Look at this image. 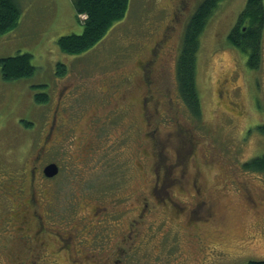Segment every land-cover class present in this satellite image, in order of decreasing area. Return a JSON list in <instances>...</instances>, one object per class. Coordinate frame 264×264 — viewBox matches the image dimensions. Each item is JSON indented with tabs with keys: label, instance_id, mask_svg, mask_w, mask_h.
I'll use <instances>...</instances> for the list:
<instances>
[{
	"label": "rangeland",
	"instance_id": "obj_1",
	"mask_svg": "<svg viewBox=\"0 0 264 264\" xmlns=\"http://www.w3.org/2000/svg\"><path fill=\"white\" fill-rule=\"evenodd\" d=\"M19 1L23 13L18 22L0 34V58L30 52L35 71L5 79L0 65V181L29 165L58 96L67 94L64 103L70 105L71 115H81L78 134L83 135L85 120L96 115L104 117L100 132L106 136V144L84 161L69 155V138L45 152L61 164L54 181L59 193L55 204L72 224L84 225L81 214L91 206H115L124 211L127 229L144 200L150 209L157 195H170L184 205V211L172 216L164 206L156 204L154 211L145 208L147 215L136 224L140 234L130 250L129 264L263 260L264 169L245 163L264 153V133L258 128L264 123V26L261 60L255 67L249 65L247 52L228 36L244 23L240 19L247 0H219L199 35L200 116L190 111L177 92L173 70L187 22L202 0H130L96 42L75 53L65 51L58 42L62 35L83 30L87 14L78 17L73 0ZM152 48L157 67L150 89L161 104L158 117L147 126L140 102L145 85L138 66ZM111 78L115 111L102 101L103 87ZM38 92H47L49 100L37 102ZM170 97L172 106L167 108ZM75 151L79 154L82 146ZM183 170L182 181L175 180ZM156 171L160 176L164 171L169 174L152 196ZM196 180L207 201L200 205H195L193 197ZM6 194L0 195V264H14L11 256L21 249L10 225L8 229L3 223L6 210L15 202ZM193 207V216L199 217L195 221L187 213ZM47 208L43 203L41 213ZM105 227L95 231L99 240L91 245L93 251L105 242L111 248L117 239L110 237L111 226ZM56 244L48 241L56 261L72 263Z\"/></svg>",
	"mask_w": 264,
	"mask_h": 264
},
{
	"label": "flooded vegetation",
	"instance_id": "obj_2",
	"mask_svg": "<svg viewBox=\"0 0 264 264\" xmlns=\"http://www.w3.org/2000/svg\"><path fill=\"white\" fill-rule=\"evenodd\" d=\"M152 52L153 54H151ZM139 61L138 67L142 75V83L145 85V94L143 93L144 95L140 100L142 105L141 113L148 122L147 126H149L152 124V120L158 117L159 104H161V100L156 99L150 89V82L156 77L154 68L157 67L153 48L150 56ZM111 80L112 78L103 87L105 96L102 101L109 103L111 110L115 111ZM66 95L58 96L52 118L48 120L49 125L44 129L45 131L43 130L44 132L41 133V137L44 135L42 141L35 144L36 149L29 161V165L20 167L15 172H9L10 176L1 178L2 181H0V195L7 193V196L10 195L15 200L14 204L6 210V221L3 222L8 229L10 225L11 230H13L11 231L13 239H16L20 245L19 249H21L19 254L15 252L16 254L11 256L12 262L14 264H54L55 262L60 264L56 261L55 255L49 250L48 246V241H58L59 244H56V249L67 253L68 258L72 262L70 264H75V262L79 261H82V264H129L130 250L134 246V240L137 241L136 235L140 234V227L136 226V224H141L144 216L147 215L145 214L146 209H149L150 206L146 200L141 203L142 205L139 212L135 214L136 216L128 221L127 229L124 211L118 210L115 206H111V209L108 206H91L87 213L81 214L80 219L85 220L84 225L80 222L72 224L69 221L70 219L64 216V212H61L56 207L55 203L57 201L55 202V198L58 197L59 193L56 192L54 181L61 171V164L56 159L53 160L46 157L45 152L49 148L51 149L52 146L57 148L64 139L69 138V155L75 158L76 161H84V159L92 156L96 150L101 149L106 144V136L100 132L104 117L90 116L88 120H85L84 125L81 124L83 129L81 133L83 135L78 134L77 130L79 129L81 115H71L70 105L64 103ZM171 102L172 98L170 97L167 108L172 106ZM107 115L109 116L108 113ZM113 117L115 118L114 115ZM89 128L91 129L90 131L88 130ZM146 135L148 134L146 133ZM112 139L115 140V138ZM81 146L82 151L79 154H75V148ZM52 162L58 164L59 171L54 176H48L45 173V168ZM184 172L185 170L176 174L174 176L175 180L182 181ZM168 174L164 171L160 176L158 171L155 172L153 177L154 184L150 189V195L152 194L153 196V194L157 193L158 189L156 188H159L162 177H166ZM164 180L166 179H162V181ZM171 180L173 179L171 178ZM175 183L180 186L178 181ZM194 184L196 190L193 194L196 199L195 205L206 203L207 201L203 198V190L198 185V181H194ZM156 198L158 199L154 200L153 203L155 204L151 205L150 211L157 210V205L160 207L164 206L166 208L165 212L170 213L172 216L174 213L181 214L184 211V205L172 199L170 195L160 198L157 195ZM43 203L48 204V208L43 212L44 216L40 211ZM189 209L188 212L186 211L189 214V219L191 221L198 219V216H193L194 207ZM108 225L112 229L110 237H117L113 246L110 248L105 242L100 246L99 251H93L91 245H93L94 240H99L95 231L105 230V226L108 227ZM64 229L67 231H61ZM89 233H92L90 238L86 236ZM102 234L98 235L102 236ZM88 248L90 251L86 253L85 251Z\"/></svg>",
	"mask_w": 264,
	"mask_h": 264
},
{
	"label": "trees",
	"instance_id": "obj_3",
	"mask_svg": "<svg viewBox=\"0 0 264 264\" xmlns=\"http://www.w3.org/2000/svg\"><path fill=\"white\" fill-rule=\"evenodd\" d=\"M219 0H202L191 14L183 40L174 65V74L177 82V92L184 103L195 116L201 114V103L197 91V56L199 52L200 33L204 29L209 14L218 4ZM130 0H73L77 16L86 13L83 22V30L79 33L72 32L62 35L58 42L65 51L75 53L86 50L96 42L110 27L121 17L128 8ZM23 9L19 0H0V34L9 31L22 15ZM228 34L229 41L246 51L249 57V65L255 67L261 60L262 29L264 26V1L247 0L246 7L242 11L240 22ZM30 52H18L13 55L0 58V65L5 79L27 77L34 73L35 66L32 63ZM37 102L49 100L47 92L35 94ZM28 125L32 122L27 121ZM258 128L264 133V123H259ZM249 167L264 169V153L249 159L245 163ZM241 264H264L263 260H252Z\"/></svg>",
	"mask_w": 264,
	"mask_h": 264
},
{
	"label": "water",
	"instance_id": "obj_4",
	"mask_svg": "<svg viewBox=\"0 0 264 264\" xmlns=\"http://www.w3.org/2000/svg\"><path fill=\"white\" fill-rule=\"evenodd\" d=\"M58 171H59V167L56 162L49 163L45 168V173L48 176H54L58 173Z\"/></svg>",
	"mask_w": 264,
	"mask_h": 264
}]
</instances>
